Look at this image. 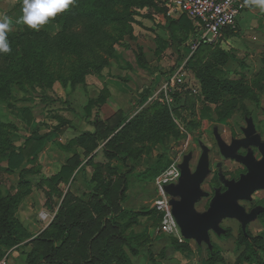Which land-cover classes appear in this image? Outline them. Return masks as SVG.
<instances>
[{"label": "rangeland", "instance_id": "374dc122", "mask_svg": "<svg viewBox=\"0 0 264 264\" xmlns=\"http://www.w3.org/2000/svg\"><path fill=\"white\" fill-rule=\"evenodd\" d=\"M83 1L79 8L90 14L93 1ZM174 1L149 0V5L134 7L125 31L118 21H112L113 17H104L102 26L98 25L103 32L101 44L93 47L105 64L98 72L86 73L83 83L71 85L67 81L65 85L55 79L49 87H39L22 80L21 87L15 83L9 86L7 101L12 107L0 102V137L9 138L15 147L33 132L48 138L36 161L24 162L15 171L6 169V153L0 152V220L4 218L0 227L5 224L2 230L7 235L0 238V264L46 261L52 252L51 243L61 242L62 237L52 223L62 211L61 218L67 224V207L73 208L76 216L81 209L86 210L80 216L92 224L83 234L89 243L109 222L103 218L117 215L121 206L132 213L120 217V229L138 247L136 253L123 247L129 264H207V244L158 230L163 214L153 211L156 179L170 165L179 167L187 155H191L189 169L195 171L202 146H206L209 173L201 189L207 196L195 204L201 212L207 209L213 188H222L217 165L226 178L244 172L242 163L219 154L214 131L228 144L233 139L246 140L242 130L249 117L264 140V26L253 30L237 26L226 37L213 42L200 40L196 49L190 50L193 33L187 23L180 24L179 18L185 13ZM111 7L121 10L117 4ZM87 19L82 15L73 31L87 24ZM24 25L7 29L20 32L27 29ZM37 30L55 33L58 26L46 23ZM180 65L185 69L183 84L169 85ZM63 67L61 63L59 68ZM99 98L103 102L97 104ZM89 101L94 104L88 110ZM24 107L31 111V124L25 122ZM108 129L112 133L105 141L81 137L84 132L106 130L108 134ZM115 134H119L115 144L106 145ZM108 153L119 155L111 158ZM253 153L257 157L260 152ZM68 160L77 162L75 171L66 179L50 180ZM157 163L165 166L153 176ZM169 184L174 183L162 186L171 207L176 197L166 191ZM97 185L100 196L93 199L91 189ZM251 200L250 205L264 206V190L254 192ZM98 203L106 208L100 211ZM220 225L229 237L210 232L218 252L216 264H240L249 249L247 244L236 246L240 222L226 218ZM117 230L109 225L105 232L109 236ZM245 230L260 238L264 247V214L248 223ZM53 234L59 238L54 240ZM175 243L184 246L179 249ZM120 244L116 240L109 248L100 249L104 246L101 241L92 253L85 250V244L78 247L83 253L74 251L72 257L81 263L94 258L95 264H108L107 259L116 257L114 251ZM261 247L257 252L264 264ZM62 257L67 262V242Z\"/></svg>", "mask_w": 264, "mask_h": 264}, {"label": "trees", "instance_id": "16d2710c", "mask_svg": "<svg viewBox=\"0 0 264 264\" xmlns=\"http://www.w3.org/2000/svg\"><path fill=\"white\" fill-rule=\"evenodd\" d=\"M93 6L91 7L93 11L90 14L83 13L79 8L82 6L83 0H73V3L63 11L58 13L55 17H50L47 24H55L58 26V30L55 33H51L49 30H37L28 29L24 25L25 30L20 32L5 30V39L9 45V52H0V102L12 107L7 101L8 92L10 90L9 86L13 83L22 86V80L30 82L31 85L35 83L39 87H49L55 79H59L63 84H67L70 81L71 85L83 83V77L88 72H98L101 70L102 66L105 64V59L101 58L96 51H94L93 45H100L103 37V32H101L99 24L103 23L104 17H113L112 21H118L121 24V29L123 31L127 30V22L131 20L134 14V7H142L145 4L149 5V0H92ZM117 4L121 6L120 11H115L111 6ZM98 9H101V16L98 15ZM105 11V12H104ZM104 12V13H103ZM82 15H87V24L83 25L81 29L73 31L72 27L74 24L80 21ZM6 18H11L15 22L20 24L23 23L21 18L23 16V1L18 3L10 11L6 12ZM180 24H188L193 35L191 40H195L198 34V29L193 25L191 19L187 18V15H181L179 18ZM102 26V24H101ZM109 54L112 53L110 48L107 49ZM84 53H94L95 56L82 55ZM75 57V60H70L67 57ZM53 61V62H52ZM64 64L65 68H59V65ZM52 62V63H50ZM71 71V75L68 73ZM29 84V83H28ZM30 86V85H29ZM11 96V95H10ZM103 102L102 98L97 100V104ZM94 102L89 101L88 107L93 105ZM23 117L27 124H31L32 116L29 107H24ZM105 131H95L91 134L89 132H84L81 137H96L105 141L112 130L105 135ZM94 135V136H93ZM118 135H114L108 140L106 145L112 146L115 144ZM48 136L46 134L35 136L34 132L31 136H28L23 143L18 146H13L9 138L0 137V152L6 153V169L9 171H15L21 167L24 162L28 164H33L40 153L46 139ZM119 153H108L109 157H117ZM77 162L75 160H68L67 164L62 165L59 172L50 177V180L66 179L68 178L76 169ZM165 166V165H164ZM160 163L154 165L153 176H156L159 169H163ZM21 175H26L25 171L21 172ZM33 179L30 178L32 182ZM98 187L91 189L92 198L96 199L100 196V185ZM100 206V211L106 208L105 205L101 206L99 203L96 207ZM84 209L79 211V216L74 215V209L67 207V224L65 225L62 220V211L58 212L52 226L58 229V234L62 237L61 242L53 241L51 243V250L48 259L46 261H41L38 264H95V259L90 258L85 260L83 263L74 259L72 253L78 251L83 253V250H78V247H83L87 245V250L92 253L94 246L103 241L104 246L100 249L109 248L114 241L118 240L121 246L116 247L114 253L115 258L109 257L108 264H129L128 255L124 250V246L127 247L132 253H136L137 245L132 243L128 238V235L123 233L120 229L121 224L119 219L123 218L124 215L132 213L131 211L125 209L123 206L119 207V213L113 215L112 217H104L103 219L110 222L102 225L100 229L96 232L94 237L87 243L83 238V234L88 231L92 224L88 220L81 218V214L84 213ZM153 211H156L153 209ZM157 212V211H156ZM137 213L134 214V216ZM78 215V214H77ZM76 216V217H75ZM119 216V217H118ZM73 217V218H72ZM121 217V218H120ZM4 220H0L1 222ZM111 225L113 227L119 228L116 233L111 235H106V228ZM5 224L0 227V238L7 235H3V230ZM2 234V235H1ZM80 234V235H78ZM55 236L54 240L59 238V235L53 234ZM51 235V236H53ZM140 236L138 239L141 240ZM223 238L229 237L226 233H222ZM52 242V239L50 240ZM67 242V262L65 258L62 257V252ZM260 238L252 237L246 230L240 229V236L236 240V246H242L247 244L248 251L243 255L240 264L247 262L248 264H262L259 260V255L257 248L262 246L260 243ZM175 246L181 249L184 245L175 243ZM207 264H216L218 252L214 244L207 245ZM264 250V247H261ZM186 249V248H183Z\"/></svg>", "mask_w": 264, "mask_h": 264}, {"label": "water", "instance_id": "95a60500", "mask_svg": "<svg viewBox=\"0 0 264 264\" xmlns=\"http://www.w3.org/2000/svg\"><path fill=\"white\" fill-rule=\"evenodd\" d=\"M246 127L243 133L249 138L248 143L232 140L230 144L225 142L218 131H214V138L219 149V154L225 159H234L242 163L246 172L238 179H228L219 172V180L225 187L224 191L215 190L205 211H197L195 204L201 197L207 196V192L201 189V184L209 173L208 149L202 146V153L194 172L188 166L191 155H187L183 163L179 165L180 176L176 184L166 186V191L176 197L171 202V216L179 235L184 239H191L196 243L211 245L210 232L217 235L225 232L220 225L225 218L236 219L242 229L252 222L258 213L264 211V206H256L250 212H246L239 203L241 200H250L251 194L257 190H264V140L259 139L251 118L245 119ZM240 144L255 146L262 153L260 160H255L251 151L246 154L234 153Z\"/></svg>", "mask_w": 264, "mask_h": 264}, {"label": "built area", "instance_id": "2783aa9c", "mask_svg": "<svg viewBox=\"0 0 264 264\" xmlns=\"http://www.w3.org/2000/svg\"><path fill=\"white\" fill-rule=\"evenodd\" d=\"M175 7L182 10L193 25L198 29L195 40L189 43V49L194 50L200 40L213 42L223 36L226 30L234 31L236 21L245 5L243 0H175ZM185 80V69L180 65L170 78L169 85H182ZM180 169L174 164L156 179L157 193L153 201V209L163 214V225L158 230H164L179 235L171 216V207L164 194V184H176Z\"/></svg>", "mask_w": 264, "mask_h": 264}, {"label": "clouds", "instance_id": "9594fccd", "mask_svg": "<svg viewBox=\"0 0 264 264\" xmlns=\"http://www.w3.org/2000/svg\"><path fill=\"white\" fill-rule=\"evenodd\" d=\"M264 9V0H252ZM73 0H23V16L21 21L29 28L38 29L47 23L50 17L65 11ZM8 28L7 19L0 21V52H9V45L5 39V30Z\"/></svg>", "mask_w": 264, "mask_h": 264}, {"label": "crops", "instance_id": "0c3cea01", "mask_svg": "<svg viewBox=\"0 0 264 264\" xmlns=\"http://www.w3.org/2000/svg\"><path fill=\"white\" fill-rule=\"evenodd\" d=\"M23 0H0V21L6 18V12L10 11L14 8L18 3ZM165 1V0H164ZM169 1V0H168ZM244 1V9L240 13L236 21V28L240 30H253L264 26V11L259 6L252 2V0H243ZM188 17V16H187ZM9 27H18L21 26L19 23L15 22L11 18H6ZM251 32V31H249ZM248 31L245 33H249ZM227 33H231L230 30H226L223 33V37H226ZM254 33V32H253Z\"/></svg>", "mask_w": 264, "mask_h": 264}, {"label": "flooded vegetation", "instance_id": "af4514ba", "mask_svg": "<svg viewBox=\"0 0 264 264\" xmlns=\"http://www.w3.org/2000/svg\"><path fill=\"white\" fill-rule=\"evenodd\" d=\"M243 131V130H242ZM244 134V133H243ZM246 138V137H245ZM260 139V138H259ZM234 140V139H233ZM236 140H238V139H236ZM261 140V139H260ZM239 141H244L245 143H248V141H249V138H246V140H239ZM261 141H263V140H261ZM231 143V142H230ZM241 146L240 147H238L236 150H235V152L234 153H247L248 151H251V153H252V155H253V157L255 158V160H260L261 158H262V153L258 150V148H256L255 146H247V145H244V144H240ZM241 148H244L245 150L243 151V152H241L240 150H241ZM253 150H258L260 153H257V154H259L257 157L256 156H254V153H253ZM218 152H219V149H218ZM191 159V158H190ZM190 161V160H189ZM197 163H198V161H197ZM244 166V165H243ZM244 168H245V166H244ZM217 171H218V173H217V175H218V181L220 182V180H219V172L221 171L222 172V169H221V165H217ZM194 172V171H193ZM246 172V168H245V170H244V172H242V173H245ZM223 173V172H222ZM242 173H240L239 175H238V177H236V178H228V179H238L239 178V176L242 174ZM224 175V174H223ZM221 183V182H220ZM216 189H219L220 191H224L225 190V187L222 185V188H218V187H214L213 188V195H214V193H215V190ZM257 191H261V190H257ZM256 192V191H255ZM254 193V192H253ZM252 193V194H253ZM252 194H251V196H252ZM212 195V196H213ZM210 199H211V197H210ZM210 199H209V201H210ZM251 199L250 200H241V201H239V203L244 207V209H245V211L246 212H250L254 207H256V206H262V205H258V204H256V205H250L251 204ZM209 203V202H208ZM261 214H264V211H262V212H260V213H258L257 214V216H256V218L254 219V220H256L259 216H261ZM226 219V218H225ZM253 220V221H254ZM240 229L241 230H245V229H242V227H241V224H240Z\"/></svg>", "mask_w": 264, "mask_h": 264}]
</instances>
